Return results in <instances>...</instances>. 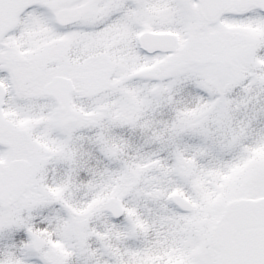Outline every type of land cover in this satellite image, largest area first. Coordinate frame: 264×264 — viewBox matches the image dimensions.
I'll return each mask as SVG.
<instances>
[{
  "label": "snow or ice",
  "instance_id": "1",
  "mask_svg": "<svg viewBox=\"0 0 264 264\" xmlns=\"http://www.w3.org/2000/svg\"><path fill=\"white\" fill-rule=\"evenodd\" d=\"M0 264H264V0H0Z\"/></svg>",
  "mask_w": 264,
  "mask_h": 264
}]
</instances>
